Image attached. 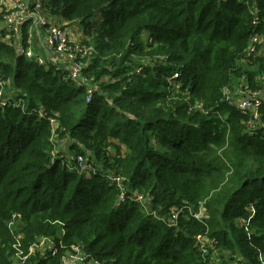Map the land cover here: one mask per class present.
Returning a JSON list of instances; mask_svg holds the SVG:
<instances>
[{
  "label": "trees",
  "instance_id": "obj_1",
  "mask_svg": "<svg viewBox=\"0 0 264 264\" xmlns=\"http://www.w3.org/2000/svg\"><path fill=\"white\" fill-rule=\"evenodd\" d=\"M36 1L80 23L91 54L76 81L66 55L41 64L0 29V264L18 236L25 255L55 242L27 264H61L73 244L106 264H264V0ZM228 91H259V118Z\"/></svg>",
  "mask_w": 264,
  "mask_h": 264
},
{
  "label": "built area",
  "instance_id": "obj_2",
  "mask_svg": "<svg viewBox=\"0 0 264 264\" xmlns=\"http://www.w3.org/2000/svg\"><path fill=\"white\" fill-rule=\"evenodd\" d=\"M15 3L23 2L25 4L24 9L30 7L31 12L29 13L31 16L34 17L33 24H36L44 29H46L47 37L45 42V50L48 53H62L67 56V58L72 61L69 68V74L70 77L76 81H78L81 77L82 68L84 66V62H81L82 59L79 58V55L82 57L84 54L88 53L89 55L91 48L83 47L82 43L76 42L77 40H72L70 38V35L66 28H64L61 24H58L51 19H49L47 16H45L41 12L42 4L40 1H34V0H13ZM3 29L6 31L8 36V30L11 31L13 24L15 23L16 19L11 20V13L5 12L3 14ZM13 15V14H12ZM26 22V21H25ZM262 41V38L255 34L251 37V45L248 48V53H253L257 49V44ZM31 48V47H30ZM19 53L22 55H25L27 58L32 59L35 58L37 61L41 64H45L46 60L45 58L38 54L35 50L32 48L29 49L24 47L23 45L19 47ZM1 71V70H0ZM177 76V74H174ZM5 81L3 78L0 77V103L1 105H5L8 100L5 98ZM261 93L259 91H255L251 93L250 95H246L244 97H241L240 99H236L233 97V95L228 91L227 98L231 103L237 104L243 111L251 110L253 113V117L255 119L259 118L258 113V105L261 103ZM88 100L91 99V93L88 95ZM15 105H21V101H17L14 103ZM24 107V106H23ZM43 116L42 112H39V110H36V113ZM56 121L52 119V123L54 124ZM79 171H84L88 169V165L86 163V159L83 156H78V165L76 167ZM109 177L111 178L112 183L116 184L119 189L121 190V194L119 197L120 201H125L129 196H127V190H125V185L122 182V178L116 174H109ZM132 199L140 202L143 207L148 206L146 204V199L144 195L142 194H136L134 193L131 197ZM201 208L199 212L195 213L194 216L198 219H202L204 215L202 214ZM183 208L180 207L178 209H175L173 211V214L171 217L162 219L169 223V225H174L176 223L177 218L179 217V214L182 212ZM205 210V209H204ZM12 226V223H10V227ZM198 243L203 250V252L208 253V249L206 247L208 239L200 235L197 237ZM21 239L20 236L16 238V241L14 243V247L16 248L15 257L13 258L12 264H27V261L29 257L33 253H35L36 248H40L45 250L43 245H49V247L52 245H55V242L53 238L51 237H44L40 239L39 242H36L31 245L30 252L28 254H24V251L21 249ZM61 264H106L105 262H101L98 259L90 256L80 244H73L69 250L66 251V254H64L61 257Z\"/></svg>",
  "mask_w": 264,
  "mask_h": 264
},
{
  "label": "rangeland",
  "instance_id": "obj_3",
  "mask_svg": "<svg viewBox=\"0 0 264 264\" xmlns=\"http://www.w3.org/2000/svg\"><path fill=\"white\" fill-rule=\"evenodd\" d=\"M24 7H25V4L23 2L15 3L13 0H2L0 2V11L3 14L6 11L7 12H10L11 13V20L16 19L15 20V23L12 26L11 31L8 30V36L3 35V37H4L3 39L7 40V39L14 38L16 42L21 43L20 46L23 45L22 44V40L24 38V30H26V28L29 25L33 24L32 22H33V19H34V17L29 14L31 12V8L28 7L26 9H24ZM3 22H4L3 19L0 20V29H3V27H2V25L4 24ZM69 25H71V24L68 23V25H66V26L64 25V26L67 27V28H69L68 27ZM62 26H63V24H62ZM42 29L45 32V37H47L46 29H44V28H42ZM81 41L82 40L80 38L76 42H81ZM82 46L85 47V44H82ZM24 47H26V48L29 47V49H31L30 46H24ZM87 56H89L88 53L84 54L83 57L81 55H79V58L80 59H85ZM71 63H72V61L70 62V64ZM16 101L19 102V100H16ZM15 106H19V105H15ZM53 136H54V133H53ZM60 143H61V148L64 151V147H66V142H60ZM108 178H109V181H111V178L109 177V175H108ZM129 200H132V198H129ZM140 205L143 207L142 204H140ZM143 209L146 210V211H148L149 210V207L148 206H146V207L144 206ZM172 214H173V212H171L170 217L172 216ZM202 214L203 215L205 214V210L204 209H202ZM46 246L47 245H43L42 247H44L46 249ZM218 263L221 264V262H219V261L217 263H215V264H218Z\"/></svg>",
  "mask_w": 264,
  "mask_h": 264
},
{
  "label": "crops",
  "instance_id": "obj_4",
  "mask_svg": "<svg viewBox=\"0 0 264 264\" xmlns=\"http://www.w3.org/2000/svg\"><path fill=\"white\" fill-rule=\"evenodd\" d=\"M1 1L2 0H0V2ZM61 23L65 26L68 25V23L65 21ZM68 27L69 28L67 27L66 28L72 40H79L80 38L83 37V28L80 25V23L74 22ZM5 35L7 36L6 31H5ZM12 40L14 41V38H12ZM45 42H46V37H45V32L43 31L42 27L36 24L29 25L28 26V46H30L38 54L42 55L45 59L46 58L52 59L54 57H57L59 55L58 53H48L45 50ZM16 44L17 46L19 45L18 42H16ZM66 61L67 60L63 61L64 66H67V64H65Z\"/></svg>",
  "mask_w": 264,
  "mask_h": 264
}]
</instances>
